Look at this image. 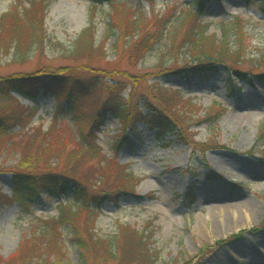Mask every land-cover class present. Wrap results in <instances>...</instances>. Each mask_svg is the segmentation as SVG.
Here are the masks:
<instances>
[{
	"label": "rangeland",
	"instance_id": "obj_1",
	"mask_svg": "<svg viewBox=\"0 0 264 264\" xmlns=\"http://www.w3.org/2000/svg\"><path fill=\"white\" fill-rule=\"evenodd\" d=\"M126 1L141 2L143 10L150 13V0ZM188 1L151 0L160 17H164L172 6L182 10ZM14 4L15 0H0V14ZM22 4L27 5L26 2ZM91 7V0H47L43 28L51 41L46 42L42 54L33 52L24 63L13 64L9 62L10 56L3 57L0 78L13 73H33L40 68L65 73L68 68L77 67L76 63L64 59L61 49L54 44L60 43L69 50L76 36L88 27ZM191 10L194 9L191 7ZM109 11L108 5L103 3L97 4L93 13L96 44L105 33ZM121 11L116 13L118 20L115 17V21L128 22ZM235 16L243 20L246 45V56L238 69L258 75L264 72L263 66L255 68L256 60L264 51V12L259 5L252 2L246 7L244 0H210L201 15V22L210 25L207 34L220 39V23H227ZM149 28L150 25L147 30ZM112 43L110 38L104 44V57L96 55L90 65L78 70L77 79L82 83L90 82L93 87L76 98L74 109L68 108L66 99L44 94L41 89L34 100L11 92L10 99L0 103V113L16 104L35 108L26 127L16 126L11 130L13 140H20L23 152L6 149L0 152V260L11 256L24 238L37 237L34 228L45 224L52 226L60 217L63 203L72 206L81 203L80 199H75L72 184L68 185L66 198L38 190L29 204H22L20 197L14 196L13 170L23 153L29 151L31 156L26 154V157L37 159L34 156L37 144H32L34 139L30 137L36 128L45 132L54 122L74 132L77 123L81 122L75 121L74 116H92L96 105L111 96L129 103L131 116L136 108L143 114L161 115L164 110L161 102L166 96L171 97V91L178 92L182 101H187V106L180 110L183 119L170 115L176 128L163 135H158L141 121L123 130L111 114L104 118L99 128L88 121L83 122V133L99 148V154L105 160L100 163L95 157L96 160L88 161L79 169L78 175H87L89 166L105 167V163L114 161L118 168L124 167L137 180L132 194L103 202L97 212L95 234L99 238H109L118 233L120 226L142 232L150 222L146 228L152 231L150 249L158 252L154 264H174L175 258H184L183 264H264V256L258 255L259 251L264 252V140L257 141L264 126V81L248 75L251 78L249 85L237 79L233 70L229 75L225 69L207 79L187 81L170 71L185 62H192L184 48L175 47L171 60L160 65L157 56L161 46L157 45L152 52H143L141 57H134L129 51L119 57ZM92 76L95 78L91 79ZM227 76L234 78L232 86L225 83ZM214 104L225 109L218 119L213 114L218 111ZM207 114L214 122H201ZM65 144L67 148L71 145L69 140ZM62 163L63 159L56 156L48 160L49 167L55 171L63 169ZM114 168L109 163V170ZM119 183L110 177L105 184H85L83 201L102 197L106 188L114 192L119 189ZM245 201L254 203V211L248 220L240 219L224 231L213 230L212 224L225 218L228 208ZM216 205L219 208L214 207ZM211 209L219 214H210L209 219L201 220L200 215ZM70 231L69 226H60L63 262L79 264V253ZM46 239L51 243L54 241L52 237ZM39 253L44 254L45 248ZM90 264L109 263L98 258Z\"/></svg>",
	"mask_w": 264,
	"mask_h": 264
},
{
	"label": "trees",
	"instance_id": "obj_2",
	"mask_svg": "<svg viewBox=\"0 0 264 264\" xmlns=\"http://www.w3.org/2000/svg\"><path fill=\"white\" fill-rule=\"evenodd\" d=\"M209 1L189 0L182 10L178 11L176 6H172L164 17H160L155 12L151 0L149 2L151 3L149 5L150 13L148 14L140 6L141 2L139 1L133 4L126 0H91L90 23L76 36L72 47L67 50L60 43L54 44L61 49L64 59L76 63L78 68H68L65 73L54 72L50 69L41 70L40 68L33 73H13L0 78V103L8 101L11 92L34 100L41 89L44 94H53L58 99H66L68 108L74 109L76 98L80 94L83 95L82 93L89 87H93L90 82L82 83L77 79L78 70H84L96 55L100 54L104 57L103 46L110 38L113 39V49L119 57L125 51H129L130 55L134 57H141L147 51H154L157 45L161 46L162 49L159 50L157 56L160 65H165L171 60L175 47L184 48L185 52H188L193 59L192 62H185L179 68L174 67L170 71L187 81L195 78L207 79L213 74L220 73L223 69L229 75L233 70L237 79L244 80L249 85H251V76H256L264 81V72L253 75L254 73L249 70L240 71L238 69L246 56L244 53L246 45L243 37V20L240 16L233 17L227 23H220V39L214 34H207L206 30L210 25L201 22V15ZM244 1L246 7L254 2L264 12V0ZM25 2L27 5L24 6L22 3ZM103 3L108 5L110 11L105 33L96 44L92 16L97 9V4ZM191 7L194 9L193 11ZM46 8L47 0H15V4L11 8L0 14V62L3 57L10 56V63H24L33 52L42 54L46 42L51 41L43 28ZM120 11L126 14L128 22L121 19L117 21L116 13ZM148 25L150 28L147 30ZM232 45H234L233 49H231ZM139 52L141 53L139 54ZM256 61L258 64L255 65V68L264 67V51ZM248 75L250 77H247ZM93 78L95 77L92 76L91 79ZM224 79L227 85L232 86L234 78L227 76ZM171 93L169 91L171 97L166 96L165 101L161 102V106L165 110L161 112V115L143 114L136 108L135 114L131 116L129 103L126 104L117 96H111L96 105L92 116H74L75 121L78 119L81 121L77 123L78 127L74 132L68 127H59L54 122L45 132L39 127L36 128V132L30 137L34 139L32 144H37L34 153L37 159L26 157V154L30 155L29 151L23 153L15 166L16 170H13L15 172L14 196H19V202L22 204H29L36 197L38 190L48 195H63L66 198L69 190L68 185L72 184L75 199L78 201L80 199L81 203L78 206L67 203L60 204L63 206H61L60 217L53 222V225L45 224L34 228L38 236L34 238L31 235V238H24L17 250L7 259H1L0 264H65L61 252V225L69 226L72 230L70 232L79 253V264H90L98 258L109 264H154L158 260V252L150 249L152 231L146 230L150 222H147V226L142 232L120 226L118 233L109 238H99L95 234L97 212L103 202L118 200L122 195L132 194L137 180L124 167L118 168L114 161H108L107 165L104 164L105 167L89 166L86 171L88 174L80 177L78 171L88 161L98 158L102 163L105 160V157L99 154V148L93 142H89V136H85L82 128L85 121L99 128L103 125L104 118L111 114L120 122L123 130L129 129L132 123L141 121L149 128L156 130L158 135L171 132L176 128V123L170 115L183 119L180 116V110L187 106V101H182L178 92ZM214 105L215 107L220 106ZM224 112L223 107H218V111L213 114L218 119ZM34 113L35 108L24 107L20 104L9 107L0 113V152L5 149L22 150L21 152H23L20 140H13L15 137L11 130L16 126H20L22 129L26 127ZM210 121L214 122L210 114H207L205 119H201L202 123H210ZM38 137L41 139L39 140ZM257 138V141L264 140V126L262 133L260 132ZM66 140L71 143L68 148L65 144ZM52 156L63 159V169L55 171L49 167L48 160ZM96 163L98 162L96 161ZM109 163L115 167L112 171L109 170ZM110 177L119 180V189L112 192L107 191L109 188H106L102 191V197L95 196L89 202L83 201L85 184L88 186H92L94 183L105 184ZM46 237H52L54 241L51 243ZM44 248L45 253L40 254L39 250L43 251ZM52 253H54L53 256H51ZM175 261L185 263L184 258H175L174 264H176Z\"/></svg>",
	"mask_w": 264,
	"mask_h": 264
},
{
	"label": "bare ground",
	"instance_id": "obj_3",
	"mask_svg": "<svg viewBox=\"0 0 264 264\" xmlns=\"http://www.w3.org/2000/svg\"><path fill=\"white\" fill-rule=\"evenodd\" d=\"M253 202L251 201H245V203L242 204H234L232 207L228 208V215L225 216V218H220L216 223H213V230L216 232L224 231L225 229H230L231 225L233 226L237 221L240 222V219L248 220L250 216L252 215V211H254ZM216 208H219L218 205L214 206ZM210 214H216L218 215V211L215 209H211L209 213L200 215L201 220L209 219ZM258 255L264 256L263 251H259ZM225 258V255L222 256V259ZM218 262V261H217Z\"/></svg>",
	"mask_w": 264,
	"mask_h": 264
}]
</instances>
